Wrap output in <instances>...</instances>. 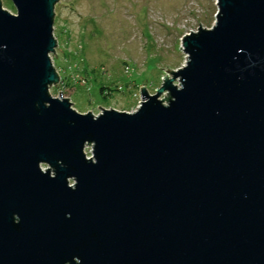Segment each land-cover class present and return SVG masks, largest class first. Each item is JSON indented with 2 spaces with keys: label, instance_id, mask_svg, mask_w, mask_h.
I'll return each mask as SVG.
<instances>
[{
  "label": "water",
  "instance_id": "water-1",
  "mask_svg": "<svg viewBox=\"0 0 264 264\" xmlns=\"http://www.w3.org/2000/svg\"><path fill=\"white\" fill-rule=\"evenodd\" d=\"M8 1L0 264H264V0H216L185 66L97 116L50 94L59 0Z\"/></svg>",
  "mask_w": 264,
  "mask_h": 264
},
{
  "label": "rangeland",
  "instance_id": "rangeland-1",
  "mask_svg": "<svg viewBox=\"0 0 264 264\" xmlns=\"http://www.w3.org/2000/svg\"><path fill=\"white\" fill-rule=\"evenodd\" d=\"M2 4L16 14L10 1ZM217 10L216 0H59L57 58H51L60 82L50 88L51 96L60 98L62 92L81 114L135 112L143 101L140 88L155 95L167 75L164 70L186 65L182 38L200 25L212 28ZM91 153L92 146L86 147L88 158Z\"/></svg>",
  "mask_w": 264,
  "mask_h": 264
}]
</instances>
